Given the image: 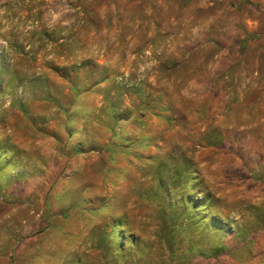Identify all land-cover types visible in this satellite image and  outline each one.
<instances>
[{
	"label": "rangeland",
	"instance_id": "374dc122",
	"mask_svg": "<svg viewBox=\"0 0 264 264\" xmlns=\"http://www.w3.org/2000/svg\"><path fill=\"white\" fill-rule=\"evenodd\" d=\"M0 264H264V0H0Z\"/></svg>",
	"mask_w": 264,
	"mask_h": 264
}]
</instances>
